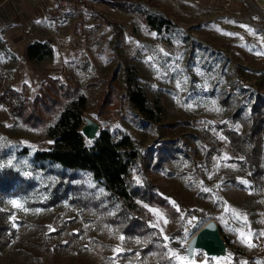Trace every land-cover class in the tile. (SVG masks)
<instances>
[{
	"label": "rangeland",
	"instance_id": "rangeland-1",
	"mask_svg": "<svg viewBox=\"0 0 264 264\" xmlns=\"http://www.w3.org/2000/svg\"><path fill=\"white\" fill-rule=\"evenodd\" d=\"M76 1L61 8L51 0H0V95L9 87L14 102L32 100L45 79L70 78L86 98L82 126L88 119L97 133L130 140L136 156L128 187L150 185L175 215L137 200L150 231L123 233L119 203L88 173L33 160L36 151L50 148L46 129L56 116L36 129L0 103V171H17L30 184L17 196L0 197L3 221L14 231L0 246V264H176L163 245L185 256L186 241L209 220L225 244L223 255L195 251L191 264H264V178L249 177L223 131H239L240 119L249 116L247 102L264 95V1ZM142 12L168 23L151 30ZM47 40L51 56L28 61L27 45ZM129 75L149 107L162 106L160 124L142 122L124 100L118 116H95L107 82ZM211 144L217 151L208 156ZM51 198L52 206L37 205ZM241 231L251 233L253 247L241 242ZM148 245L155 248L141 253Z\"/></svg>",
	"mask_w": 264,
	"mask_h": 264
},
{
	"label": "trees",
	"instance_id": "trees-1",
	"mask_svg": "<svg viewBox=\"0 0 264 264\" xmlns=\"http://www.w3.org/2000/svg\"><path fill=\"white\" fill-rule=\"evenodd\" d=\"M76 2L82 3V1ZM118 7L124 12L133 11V8H123L120 5ZM142 14L146 25L151 30L159 31L168 23L164 18H157L145 12ZM51 53L50 40L32 42L25 49L26 59L34 63L49 58ZM14 98L16 94L6 87V93L0 95V103L5 105L24 125L36 129L42 128L51 116H56L53 123L46 129V135L52 141L50 148L36 151L33 160L40 164H55L71 172L88 173L91 179L104 189L108 197L119 203V215L124 220L123 233L141 235L150 231V228L146 227L143 219L140 218L141 208L136 204L137 200L163 209L170 215L175 213L165 199L152 192L150 185L128 187L127 175L136 154L127 136H121L114 141L110 133L102 129L98 131L90 144L85 143L80 128L83 124L86 98L70 78L63 82L58 79H45L38 94L32 100L25 98L14 102ZM123 100L141 117L142 122L150 125L161 123L164 114L162 106L157 101L152 107L148 106L146 97L136 85L133 75L126 76L123 80L114 77L107 82V89L97 107L95 116H118ZM247 107L249 116L246 119H240L242 124L240 130L226 129L223 131L228 146L235 153L233 156L242 157L240 162L245 166L249 177L251 179L264 178V95H253L247 102ZM239 113L236 111L233 117H238ZM121 149L129 151L121 153ZM209 150L211 151H207L208 156L212 155L213 151H217V147L211 144ZM25 185L30 184L19 172L11 169L0 171V197L17 196L25 190ZM55 202L56 199L51 198L46 204L37 205L50 207ZM4 215L6 214L0 212V246L8 245L14 234L9 225L3 221ZM201 226L202 224L198 225L195 231ZM154 248L153 245H148L141 249V253ZM200 264L214 263L207 260ZM234 264L237 262L235 261Z\"/></svg>",
	"mask_w": 264,
	"mask_h": 264
},
{
	"label": "water",
	"instance_id": "water-1",
	"mask_svg": "<svg viewBox=\"0 0 264 264\" xmlns=\"http://www.w3.org/2000/svg\"><path fill=\"white\" fill-rule=\"evenodd\" d=\"M80 133L94 140L97 134V126L90 120L84 119V125L81 126ZM224 248L225 244L216 224L209 220L186 241L183 251L189 260H191L195 251H202L205 257L217 259L223 255Z\"/></svg>",
	"mask_w": 264,
	"mask_h": 264
},
{
	"label": "snow or ice",
	"instance_id": "snow-or-ice-1",
	"mask_svg": "<svg viewBox=\"0 0 264 264\" xmlns=\"http://www.w3.org/2000/svg\"><path fill=\"white\" fill-rule=\"evenodd\" d=\"M249 31H251V30L249 29ZM258 54H261V53H258ZM150 59H151V58H150ZM89 143H91V141H89ZM139 182H140L139 179H137V183H139ZM241 183H245V184H246L247 181H241ZM203 190H204V191H208V189H203ZM11 203H12L13 207L21 208V209L23 208V205L20 204V203H19L18 201H16V200H12ZM173 204H174V202H173ZM153 211H154V210H153ZM177 211H179V208H177ZM225 211H228L227 206L225 207ZM232 212H233V215H234L235 217L240 218V214L237 213L234 209L232 210ZM155 215H157V216L159 217V219L163 220L165 224L167 223V220L162 216V214H160L159 212H155ZM13 219H14V218H13ZM244 219H245V221H246V217H245ZM189 223H191V221H190ZM154 226H155V225H154ZM50 230H53V229H50ZM162 232H163V230L161 229V233H162ZM261 235H264V233H261ZM239 236H240L241 242H247V244H248L249 247H253V246H254V245L250 242V239H249L250 236H251V233H250V232L248 233V236H245L244 232L241 231V232L239 233ZM163 238H164L165 241H167V240L169 239L167 236H164ZM120 239H123V237H121ZM163 246H164L165 248H168V252L166 253V255L168 256L169 260H174V261L176 262V264H191V261L188 259V257H186V256H182V255L179 254V252H177V251H175V250L169 248V246H168L167 243H165ZM182 246H183V245H182ZM189 247H191V246L189 245ZM120 251H121V249H119V248L114 249V252H116L117 254H119ZM214 259H215V258H214ZM217 264H220V261H219V260H217Z\"/></svg>",
	"mask_w": 264,
	"mask_h": 264
},
{
	"label": "built area",
	"instance_id": "built-area-1",
	"mask_svg": "<svg viewBox=\"0 0 264 264\" xmlns=\"http://www.w3.org/2000/svg\"><path fill=\"white\" fill-rule=\"evenodd\" d=\"M71 1L73 0H51L52 3H54L55 5L61 8H68ZM77 1H83V0H77Z\"/></svg>",
	"mask_w": 264,
	"mask_h": 264
},
{
	"label": "crops",
	"instance_id": "crops-1",
	"mask_svg": "<svg viewBox=\"0 0 264 264\" xmlns=\"http://www.w3.org/2000/svg\"><path fill=\"white\" fill-rule=\"evenodd\" d=\"M264 1V0H263ZM261 7V6H260Z\"/></svg>",
	"mask_w": 264,
	"mask_h": 264
}]
</instances>
